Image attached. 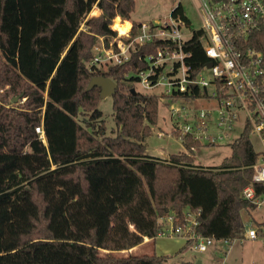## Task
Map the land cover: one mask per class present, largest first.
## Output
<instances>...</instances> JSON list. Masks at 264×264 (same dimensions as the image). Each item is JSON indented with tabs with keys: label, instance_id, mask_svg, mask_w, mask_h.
<instances>
[{
	"label": "trees",
	"instance_id": "trees-1",
	"mask_svg": "<svg viewBox=\"0 0 264 264\" xmlns=\"http://www.w3.org/2000/svg\"><path fill=\"white\" fill-rule=\"evenodd\" d=\"M135 9L136 0H0V264H165L168 257L156 253L113 252L124 241L113 222L132 195L155 219L149 226L141 217L149 237L157 236L162 217L183 218L189 210L199 212L202 235L243 238L241 212L256 207L242 191L261 157L249 128L218 166L196 164L201 143L189 136L182 139L187 151L148 156L144 142L158 123L161 97L138 92L135 74L147 66L140 57L164 42L137 47L122 65L88 66L99 37L108 44L117 35L115 18L132 20L136 34ZM172 14L191 25L181 4ZM202 34L196 30L188 42L196 72L207 62ZM246 44L264 54V22ZM100 75L119 85L115 136L99 123L100 88L88 90ZM143 183L147 190L139 189Z\"/></svg>",
	"mask_w": 264,
	"mask_h": 264
},
{
	"label": "built area",
	"instance_id": "built-area-1",
	"mask_svg": "<svg viewBox=\"0 0 264 264\" xmlns=\"http://www.w3.org/2000/svg\"><path fill=\"white\" fill-rule=\"evenodd\" d=\"M200 11L203 25L199 28H192L181 15L171 12L162 20L140 22L134 35L132 23L125 33L114 27L117 19L120 23L127 22L117 17L110 25L117 35L109 38L108 44L105 37H99L88 66L122 65L131 60L137 47L163 41L164 45L155 52L140 57L147 66L135 74L136 83L146 90L159 89L155 94L165 98L172 132L181 140L189 136L201 144L216 147L229 140L240 124L241 134L249 128L251 136L261 143L262 150L260 160L253 166L252 181L244 187L242 197L256 208H262L264 54L246 43L249 35L264 22V0H204ZM95 14L96 8L89 16ZM196 30L203 31L200 41L207 57V62L197 72L188 61L192 57L188 42ZM182 94L189 98L181 97ZM200 101H207L209 105H194ZM36 131L45 139L42 125L37 126ZM198 213L187 210L183 218L175 213L162 217L157 236L180 237L199 251H206L220 241L223 245L220 248L223 253L221 264H228L227 255L237 240H264L263 229L246 223L243 238L204 236L197 231Z\"/></svg>",
	"mask_w": 264,
	"mask_h": 264
},
{
	"label": "rangeland",
	"instance_id": "rangeland-1",
	"mask_svg": "<svg viewBox=\"0 0 264 264\" xmlns=\"http://www.w3.org/2000/svg\"><path fill=\"white\" fill-rule=\"evenodd\" d=\"M180 3L184 8L185 15L190 20L192 28L201 27L203 25V18L198 0H137V9L143 11L142 15L145 16V21L151 22L164 19ZM207 74H209L208 71ZM134 86L138 92L142 93L155 94L159 91V89L146 90L138 83H135ZM165 102V98H160L158 123L151 127L152 132L146 137L144 142L146 154L161 159H167L170 155L187 151L181 138L172 132L170 111ZM194 105L199 107L208 106L209 102L200 101L195 102ZM98 107L103 113L102 118L99 119V123L102 122L106 125V133L108 135H117L118 128L114 119L113 96L101 98ZM79 120L82 121L81 118ZM241 130L242 125L240 124L229 140L218 143L216 147H211L205 143L195 147L193 156L196 159V164L205 167L220 165L223 159L231 154L230 145L241 134ZM251 140L255 150L261 151L262 145L258 139L255 136H251ZM140 188L147 190L144 183ZM143 209L148 212V206L141 203L135 195H132L127 202L119 207L116 222H113V229L120 230L123 233L124 241H122V238H119L118 247L121 250H117L114 252L115 254L125 256L130 253V248L142 245L140 248L134 250V252L156 253L158 256H167L168 259L165 264H180L184 261H192L197 264L199 260H202L203 264H221L223 262L222 251H219L223 247L220 241L215 242L206 251H199L194 248L193 244L185 245L186 241L177 236L156 237L148 244H141L143 242L142 235H147L142 226L144 220L148 221L147 224L149 226H153L152 223L155 222L152 215L144 212L141 213ZM241 213L243 222L247 225L258 227V225L264 224V207L250 209V211L243 210ZM142 216L145 218L144 220H142ZM262 229L264 230V227ZM231 249L232 251L229 253V257H227L228 264H264V240L262 238L254 241L239 239L233 244ZM101 253L107 254L109 250L103 249Z\"/></svg>",
	"mask_w": 264,
	"mask_h": 264
},
{
	"label": "water",
	"instance_id": "water-1",
	"mask_svg": "<svg viewBox=\"0 0 264 264\" xmlns=\"http://www.w3.org/2000/svg\"><path fill=\"white\" fill-rule=\"evenodd\" d=\"M211 65H212V63H209V66H211ZM94 87H99L101 90L100 91L101 98H105L107 96H114L119 85L112 78L100 75V76L93 77L91 79L89 86H88V90H91ZM132 91L135 94L137 93L135 88H133ZM17 99H18V97H15L13 101L16 102ZM197 264H199V262Z\"/></svg>",
	"mask_w": 264,
	"mask_h": 264
},
{
	"label": "crops",
	"instance_id": "crops-1",
	"mask_svg": "<svg viewBox=\"0 0 264 264\" xmlns=\"http://www.w3.org/2000/svg\"><path fill=\"white\" fill-rule=\"evenodd\" d=\"M204 0H198V2H199V9H200V5H201V3L203 2ZM181 4V3H180ZM182 5V4H181ZM183 7V6H182ZM184 9V8H183ZM173 10V9H172ZM172 10H171V12H172ZM170 12V13H171ZM201 12V11H200ZM98 13V11H97V9H96V14ZM142 13H143V11H141V10H138L137 9V0H136V9H135V11L132 13V19L133 20H135V21H137V22H144L145 20H144V17L145 16H143L142 15ZM168 15H170V14H168ZM201 16H202V14H201ZM125 21H128V20H125ZM157 21V20H156ZM128 22H130V23H132V20L131 21H128ZM264 231V230H263ZM262 234H263V236H264V232H262ZM143 236V242L141 243V244H148V243H150V241L152 242V239H154V238H150V237H148L147 235H142ZM156 237H164V236H156ZM155 237V238H156ZM184 240V239H183ZM246 240H249V241H254V240H250V239H246ZM185 241V240H184ZM187 244V243H186ZM185 244V245H186ZM142 246V245H141ZM141 246H136V247H133V248H130L129 250H130V253H134V254H147V253H135L134 252V250H136V249H138V248H140ZM221 249H219V251H220ZM109 251H113V250H109ZM117 250H115V251H113V252H116ZM231 251H232V249L229 251V253H231ZM229 253H228V255H227V257H229ZM223 254V253H222ZM199 262V264H203V261L202 260H199L198 261Z\"/></svg>",
	"mask_w": 264,
	"mask_h": 264
},
{
	"label": "bare ground",
	"instance_id": "bare-ground-1",
	"mask_svg": "<svg viewBox=\"0 0 264 264\" xmlns=\"http://www.w3.org/2000/svg\"><path fill=\"white\" fill-rule=\"evenodd\" d=\"M130 22L120 23L119 19L116 20L114 27L120 30V33H125L129 28Z\"/></svg>",
	"mask_w": 264,
	"mask_h": 264
}]
</instances>
